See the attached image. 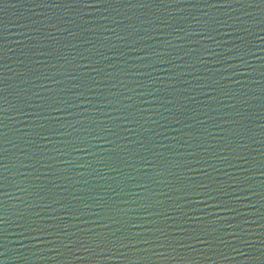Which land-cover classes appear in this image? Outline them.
Returning <instances> with one entry per match:
<instances>
[{"label": "water", "instance_id": "obj_1", "mask_svg": "<svg viewBox=\"0 0 264 264\" xmlns=\"http://www.w3.org/2000/svg\"><path fill=\"white\" fill-rule=\"evenodd\" d=\"M241 2L243 7L230 0H179L163 5L158 0H148L140 7L134 0L132 4L126 0L114 3L107 12V5L95 4L93 0H88L90 6L69 5L76 11L63 6L41 7L39 0H5L0 4V80L4 81L0 95L7 100H0V121L6 125L0 126V133L16 145L0 141V164L7 165L6 169L0 167V202L7 206L9 221L0 225L7 229L0 241L8 249L5 256H0L2 264H264V198L260 195L264 192V25L259 23L264 5L259 0ZM80 11L85 14L83 18ZM245 11L253 17L244 16ZM237 16L248 21L244 25L248 32L240 30ZM57 17L74 22L62 23ZM253 18L255 23L249 20ZM41 20L43 24L39 23ZM53 23L60 30L53 28ZM34 28H41V32ZM65 28L73 35L63 31ZM45 36L49 38L44 39ZM141 37L144 39L140 43H133ZM113 46L116 50H111ZM149 46L152 51L170 53L172 63L150 57V52L142 50ZM237 46L253 53L245 56L247 64L232 59L229 49ZM98 52L111 60L101 59ZM210 52L220 53L225 62L218 63ZM149 63L155 67H148ZM94 68L103 72L98 75ZM106 73L112 74V80ZM73 75L91 90L74 88L76 81L70 78ZM93 79L98 83H93ZM113 83L117 87H112ZM142 84L154 92L159 88L161 101L138 95ZM21 89L27 90L31 106L17 99ZM167 98H175V106L165 103L161 107ZM60 99L70 102L63 111L38 107ZM109 100L133 105L127 111L134 118L110 119L109 116L122 117L127 113L112 112ZM166 107L171 108V113ZM40 124L45 127L40 128ZM97 124L118 135L101 133L106 138L91 139L82 130V126L94 128ZM50 128L71 132L72 136L53 134L47 130ZM77 136L88 143L75 142L94 155L71 151L61 143ZM188 143L193 147L189 148ZM53 149L66 150L71 155H60ZM191 152L195 156L189 155ZM238 155L245 159H237ZM65 160L86 161L91 167L78 168L63 163ZM200 184L208 188H200ZM16 185L28 192L19 191ZM183 185L189 191H176ZM209 191L216 200L197 195ZM17 197L33 207L26 208ZM145 197L156 204L152 211L167 212L175 219L150 216L139 209L138 204L145 203ZM97 201L113 209L123 208L127 214L97 207ZM174 203L180 204L193 220L173 211L170 206ZM222 204L228 207L218 206ZM17 209L25 214V219L14 214ZM35 212H40L51 225H76L81 230L76 235L93 248L96 233L110 236V229L121 228L125 235L131 231L154 239L159 236L154 229L160 227L168 233L175 250L152 247L147 252L131 251L130 260L117 254L97 258L76 249L69 253L60 244L61 240L68 243L67 237L49 235L44 240H34L20 234L22 229L16 224L37 219L29 215ZM108 216L122 222L115 224ZM205 227L210 235L201 232ZM49 231L55 233L58 229ZM69 231L76 232V228L70 227ZM198 234L209 243L196 239ZM48 240L56 243H47ZM181 243L185 246L181 247ZM55 248L63 254L51 250ZM160 252L164 254H154Z\"/></svg>", "mask_w": 264, "mask_h": 264}, {"label": "snow or ice", "instance_id": "obj_2", "mask_svg": "<svg viewBox=\"0 0 264 264\" xmlns=\"http://www.w3.org/2000/svg\"><path fill=\"white\" fill-rule=\"evenodd\" d=\"M5 2V0H0V4H3ZM126 0H93V3L98 4V5H107L108 7L104 8V11H108L109 8L114 4V3H125ZM128 3L132 4L133 0H127ZM148 2V0H134V4L138 5L140 7H144L146 5V3ZM152 3H156L157 0H151ZM158 2L163 5L166 3H179V0H158ZM226 2H229V0H226ZM230 2L233 3H237V4H241V7H243V3L241 2V0H230ZM259 3L261 5H264V0H259ZM69 5H85V6H90L88 4V0H39V6L44 7V6H48V7H66L69 8V11H76V9L74 8H70ZM2 10V9H0ZM96 11H100L99 8L96 9ZM261 12L264 13V7L261 8ZM78 14L81 15V18H83V16L85 15L82 11H80ZM38 15H43V13H40ZM244 16L247 17H253L251 13L245 11L244 12ZM52 17H48V20H51ZM57 19L59 21H61L62 23H72L74 21L71 20H64L63 17H57ZM103 19L107 20L109 19V16H104ZM229 19H232V17H229ZM236 21H238L239 25H240V30L244 31V32H248L249 29L247 27H244L245 24L248 23V21L245 20H241V18L239 16H237ZM251 20L253 23H255V19H249ZM43 20L39 21V23L43 24ZM115 22V21H114ZM217 23H221L224 24L226 22H222V21H216ZM147 23L151 24L153 23V21L148 20ZM162 23H165L166 26L167 25L166 21H162ZM259 23L261 25H264V16H262V18L259 20ZM53 28H57L58 30L59 27L57 26L56 23H53L51 25ZM119 27V25H117ZM234 25H228V27H233ZM177 31H183L182 28H178L176 29ZM34 31L36 32H41V28H34ZM63 31L68 32V35H73V33L71 31H69L68 29H63ZM113 33H115V29H112ZM147 32V30H145ZM261 31H264V27L261 28ZM131 35V34H130ZM49 37L45 36L44 39H48ZM118 39L121 40H127V37H121V36H117ZM150 38V37H149ZM144 38L141 37L140 40H134V44H138L140 43L141 40H143ZM243 40V38H241ZM264 39V38H262ZM0 40H2V37H0ZM167 43V42H164ZM171 46V45H169ZM2 44H0V52H2ZM111 50H116L115 46H113V49ZM145 52H150V57L154 56L156 58V60H158L161 63L167 62L169 64L172 63L171 59H169L170 57V53L167 52H156V51H152L151 50V46L142 49ZM229 53L231 54L232 59L234 60H240L242 63L247 64V61L245 60V56L247 55H253V53H251L247 48L242 47V46H237L236 48L233 49H229ZM41 55H44V53L42 52ZM48 55H51V53L49 52ZM97 55H99L101 57V59L103 60H111V57H108L106 55H104V53L98 52ZM209 55L216 57L217 58V62L218 63H223L225 61L221 60V54L220 53H216V52H210ZM144 59V58H141ZM111 66V65H110ZM148 67H155V64L149 63L147 64ZM94 71L97 72V74H101L103 72L102 69L99 68H94ZM123 71V69L121 70ZM105 76L108 78V80H112V74L111 73H106ZM40 77H37V79H39ZM45 79H52V77H44ZM73 81H76V83L73 84L74 88L80 89V88H85L88 90L90 89V86L87 85L86 83H83L81 81V78L78 76H71L70 77ZM4 83L3 80H0V85H2ZM93 83H98L93 79ZM122 83V82H121ZM112 87H117V85L115 83H113L111 85ZM153 86H155V81H153ZM210 86V85H208ZM141 91L138 93V95H147V96H151L153 97L154 100L156 101H161V97H159L157 95V93L160 91L159 88H157L155 90V92L152 90V88L148 87L147 85H141ZM134 91V90H133ZM3 92V89L0 88V93ZM34 96H36L37 98L41 99V100H45V97H41L39 95V93H33ZM84 93L81 92L80 96H83ZM101 95H103L101 93ZM111 95H113L114 97L117 95L116 93H111ZM225 95H229V93H225ZM79 98V97H78ZM187 98V97H186ZM17 99L19 100V102L21 104H28L29 106H31L29 104V100L27 98V90L25 89H21L18 93H17ZM105 99H107V97H105ZM129 100L132 99L131 96L128 97ZM0 100H3L5 102H7L6 97H4L3 95H0ZM147 102V101H145ZM70 102L67 100H53L51 103H46L44 105H38V107L44 108L45 110H52V111H63L65 110V108L63 107L64 105H68ZM89 104H91L92 102L89 100L88 101ZM165 103L167 105H173L175 106V104L177 103V101L175 100V98H167L165 100V102L161 103V107H165ZM75 106V105H72ZM15 107V106H13ZM108 107L111 109L112 112H116V113H127L126 115L121 116H109L110 119L112 120H118V119H129L130 117L134 118V114L131 112H128L127 109L132 108L133 105H122V102L120 100H109L108 101ZM16 110L18 111H23L22 108H17ZM166 111L171 113V108H165ZM0 111H3L2 108H0ZM137 112H141V116L143 115L142 111L140 109H137ZM159 114V113H157ZM239 115V113H238ZM39 118V115H38ZM44 119H48L47 116L43 117ZM138 122V121H137ZM155 123V121H153ZM177 123H180L179 120L176 121ZM202 123V122H201ZM0 126H6L3 125V121H0ZM40 128H44L45 125L40 124L39 125ZM262 128H264V125L261 126ZM49 132L53 133V134H59L62 136H68L71 137L72 133L71 132H66V131H61L60 129H54V128H50L47 129ZM82 130L84 133H87V136L90 137L91 139H104L106 138L105 136H102L101 133H107L108 135L111 136H117L118 134L114 131H112L111 129L102 126L100 124H97L96 127L94 128H89V127H84L82 126ZM73 131H79L75 128H73ZM36 135H40V133H36ZM43 139H48L47 137H42ZM0 141H6L9 144H12L13 147H16V145L14 144V142L11 139H7L6 134L0 133ZM75 141H79V145H85L88 143L87 139L82 138L80 136H77L75 138V140L72 139H66L64 141H61V143L63 145H65V148L68 149L70 148L71 151L74 152H85L89 155H94L93 153H89L88 152V148L87 147H81L79 146ZM49 143H51L52 141L49 140ZM109 143H114V141H109ZM187 143V142H186ZM187 146L189 148L193 147L192 144L188 143ZM141 147H145V145L143 143H141ZM54 151H57L60 155H71V152L69 151H61L60 149H53ZM4 151H7V149H5ZM26 156H28L29 159H34V157L28 155L27 153L25 154ZM189 155L191 156H195L194 152L189 153ZM237 159H245L243 156H237ZM50 159H56V157H50ZM219 159L221 160H227V157H219ZM38 162V161H37ZM200 161H197V163H199ZM245 162L247 163V161L245 160ZM63 163L65 164H69V165H74L75 167L78 168H82V169H87L91 167V164L83 161V162H73L72 160H65L63 161ZM31 166V165H28ZM262 167H264V164L261 165ZM0 167H4L5 169L7 168V165H2L0 164ZM48 167H51V165H48ZM209 167H213L212 165H209ZM116 170V169H113ZM191 170V169H190ZM170 175H173V173H169ZM2 175V174H0ZM20 175H23L22 173ZM3 179H7L6 176L3 177ZM239 182V178H236ZM18 190L21 192H28L27 188L24 187H20L19 185H16ZM56 188H60L61 185H54ZM194 187V186H193ZM200 188H205L207 189L208 186L204 185V184H200L199 185ZM262 187H264V185H262ZM244 190V189H242ZM113 192H115V189H112ZM176 191H189V188L187 185H183L179 188H176ZM211 191H223V189H212ZM255 194V193H254ZM117 195H119V193H117ZM197 195H208L209 199H213L216 200L217 197L212 196L211 192H205V193H199L197 192ZM261 197L264 198V192L260 193ZM17 199L20 201L21 204L25 205L26 208H31L33 207V205L29 204L27 201H25L24 199H22L21 197H17ZM169 199H172L171 197H169ZM145 203H140L138 204V208L143 210L144 212H147L150 216H165L166 219H172L174 220L175 218L173 216L168 215L167 212H156V211H152L151 209L156 207V204H153L150 201V198L145 197L144 198ZM54 203H59V201H54ZM125 203H127V201H125ZM133 204L136 203V201H132ZM156 203H159L158 201ZM96 206L100 207V208H108L109 211H116L117 213H124L125 215L126 210L123 208H115L113 209L111 205H107L104 202L101 201H97L96 202ZM218 206H223V207H228V205L226 204H222V205H218ZM36 207H41V205H36ZM43 207L48 208L51 207V205H43ZM85 207H89V205H85ZM172 207L173 211H179L183 214L184 217H186V219L188 221H192L193 217L189 216L188 213L186 211H184L183 207L178 204V203H174V206H170ZM228 210L232 211L234 209L229 208ZM16 215H18L20 217V219H25V214L20 211L19 209L16 210V212L14 213ZM95 215L99 216L100 213H94ZM29 215H34L37 219L35 220H31V221H26L25 223H17L16 227L22 229L21 231V235H25L27 234L28 238L30 239H34V240H44L47 236L49 235H55L57 237V239H59L61 236L63 237H67L69 239L68 243H64L63 240L60 241V244L62 245V247L64 249L67 250V252L72 253L74 251V249L76 250H83L86 252H90L93 256L97 257V258H104L110 254H117L120 255L121 257H123L125 260H130L131 257L129 256V252L131 251H137V252H147L149 251V248L155 247V248H160V249H165V248H173V245L171 242H169V236L168 233L165 232V230L163 228L160 227H156L154 229V231L156 233H159V236H156L154 239L148 238L143 236L141 233H133L131 231H129L128 234H123L122 229L121 228H116L115 230H111V235L110 236H105L102 235L100 233H96L94 234L93 238H92V243L95 245V247H90L88 244H86L83 240H81L76 233L81 231L76 225H68V224H64L63 227H61L60 225H51L49 223H47L44 219V217L41 215L40 212H35L33 213H29ZM7 217V206L3 203L0 202V225H4L7 224L9 221L6 218ZM52 217H49V219H51ZM108 220L112 221L115 224H120L122 221L116 219L113 216H108L107 217ZM155 223V222H153ZM57 228L58 231L55 233H52L49 231L50 228ZM70 227H74L76 228V232H70L69 228ZM105 227H107V225H105ZM132 227H136L135 223H132ZM239 227V226H237ZM182 231H187L186 228H181ZM149 232H153V229H149ZM193 231L195 232L196 230L193 229ZM7 229L4 228H0V241H3L4 236L6 235ZM201 232H203L206 235H210L209 232V228L205 227L203 229H201ZM117 233H120V235H117ZM233 235H236L235 233H233ZM76 237L75 240H72V237ZM196 239L200 240L202 243H209V241L204 238V236L201 235H196L195 236ZM237 239L242 240V237L240 236H236ZM246 243V241H243ZM47 243L50 244H55L56 241H52V240H48ZM147 245L149 247L146 248H140L139 245ZM181 247H184L185 245H183L182 243L180 244ZM0 249H4V251L0 252V256H5L8 252L7 249V245L4 242H0ZM51 250H56L59 253V248H55V249H51ZM127 250V251H125ZM173 250H175L173 248ZM234 251H238V249H233ZM59 254H63V253H59ZM154 254H158V255H163V252L160 253H154ZM0 264H2V261H0Z\"/></svg>", "mask_w": 264, "mask_h": 264}]
</instances>
